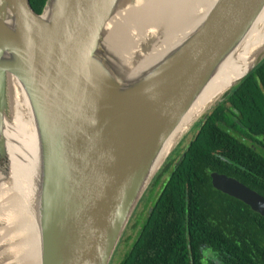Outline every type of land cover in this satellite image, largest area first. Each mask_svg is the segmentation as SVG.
Masks as SVG:
<instances>
[{
  "label": "water",
  "instance_id": "95a60500",
  "mask_svg": "<svg viewBox=\"0 0 264 264\" xmlns=\"http://www.w3.org/2000/svg\"><path fill=\"white\" fill-rule=\"evenodd\" d=\"M128 3L45 0L36 15L27 0H0V183L14 78L35 133L39 264H109L181 136L264 60V52L255 56L155 171L166 142L244 39L264 0H215L185 36L135 72L122 66L107 40L111 20ZM210 185L264 219L262 197L223 175L211 174ZM5 221L0 214L1 228Z\"/></svg>",
  "mask_w": 264,
  "mask_h": 264
},
{
  "label": "trees",
  "instance_id": "16d2710c",
  "mask_svg": "<svg viewBox=\"0 0 264 264\" xmlns=\"http://www.w3.org/2000/svg\"><path fill=\"white\" fill-rule=\"evenodd\" d=\"M27 1L38 15L45 0ZM227 108L252 141L261 139L263 153L225 131H241ZM183 153L118 264H264V219L214 191L208 176L225 174L264 199V60L212 109Z\"/></svg>",
  "mask_w": 264,
  "mask_h": 264
},
{
  "label": "bare ground",
  "instance_id": "6f19581e",
  "mask_svg": "<svg viewBox=\"0 0 264 264\" xmlns=\"http://www.w3.org/2000/svg\"><path fill=\"white\" fill-rule=\"evenodd\" d=\"M118 11L108 29V41L122 66L135 72L158 58L201 20L215 0H132ZM264 52V6L250 30L227 57L166 142L155 168L180 135L248 69ZM10 114L3 136L7 170L0 183L6 219L0 223V259L4 264H39L34 221L37 188V153L31 113L18 82L9 79ZM154 171V172H155Z\"/></svg>",
  "mask_w": 264,
  "mask_h": 264
},
{
  "label": "rangeland",
  "instance_id": "374dc122",
  "mask_svg": "<svg viewBox=\"0 0 264 264\" xmlns=\"http://www.w3.org/2000/svg\"><path fill=\"white\" fill-rule=\"evenodd\" d=\"M132 3H133V1L129 0L128 4H132ZM206 112L210 113L211 111L209 112V110H205L202 114H205ZM195 124H196V121L192 124V127L181 136V139L179 140V144L177 143L176 146H174L172 152L175 150L176 153L179 154V152L183 149V147L186 145V143L194 135ZM173 158L175 159L176 156L173 155ZM161 168L162 167H160V169ZM160 169L158 170V172L160 171ZM157 173H156V175H157ZM161 180H163V178ZM159 187L160 186L154 182L143 193L142 197L140 198L136 208L134 209L132 216H131V218H130V220H129V222H128V224H127V226H126V228H125V230H124V232L120 238V241H119V243H118V245L114 251V254H113L109 264H118L120 262V260L123 258L124 254L129 250L133 240L135 239V236L137 235V233L140 229V225H141L142 221L145 219V217L149 211L150 205L152 204L153 200L157 196V193L160 189ZM3 207H4V205H3V202L1 201L0 214L4 217Z\"/></svg>",
  "mask_w": 264,
  "mask_h": 264
},
{
  "label": "flooded vegetation",
  "instance_id": "af4514ba",
  "mask_svg": "<svg viewBox=\"0 0 264 264\" xmlns=\"http://www.w3.org/2000/svg\"><path fill=\"white\" fill-rule=\"evenodd\" d=\"M224 111H225V113L229 116V118L230 119H232V121L234 122V124H235V126H237V127H239L240 129H241V131H238V130H236L234 127H227L226 128V132L227 133H229L231 136H234V137H236V138H238L239 139V141L240 142H242L245 146H248L249 147V149H251V150H253V151H255V153H261L262 152V147L260 146L261 145V139H259V138H256V140L255 141H252V139H250V137H248V134H246V132L244 133V131H243V128L238 124V122L237 121H235L234 120V117H232V115H231V113L233 112V111H231V109L230 108H227V109H224ZM234 113V112H233ZM201 126V125H200ZM199 127V126H198ZM198 127L197 128H195L194 127V130H195V133H194V135L192 136V138L186 143V145L183 147V149L179 152V154H177L176 153V151L174 150L172 153H170V156H168L167 157V159L165 160V162H164V164L161 166L162 168L160 169V171L157 173L158 175H156L157 177L155 178V179H153L152 181H151V183H150V185L152 184V183H157L160 187V189H159V191H158V193H157V196H158V194H159V192H160V190H161V188H162V185H163V183H165L166 182V179L168 178V175H169V173H171V171H172V169H174L175 167H177L178 166V164L180 163H177L178 162V160L181 158H183L184 157V151H185V148L189 145V143L196 137V135H197V133H198ZM252 142H254L255 143V146H252L251 144H252ZM263 153V152H262ZM173 155L174 156H176V158L174 159L173 158ZM181 159H180V161H181ZM211 174H217V175H223V176H225V177H228V178H230V179H232V180H234V181H236L237 183H239L240 185H242V183H240L238 180H236V179H234V178H231V177H229V176H226L225 174H218V173H215V172H211V173H209L208 174V176H209V181H210V175ZM163 178V180H161ZM149 185V186H150ZM148 186V187H149ZM211 186V185H210ZM242 186H244V185H242ZM245 187V186H244ZM212 188V187H211ZM213 189V188H212ZM248 189V188H247ZM214 190V189H213ZM215 191V190H214ZM250 191H252V190H250ZM217 192V191H216ZM252 192H254V191H252ZM255 193V192H254ZM256 194V193H255ZM258 195V194H257ZM157 196L155 197V199L157 198ZM225 196V195H224ZM227 197V196H226ZM228 198H230V197H228ZM154 199V200H155ZM230 199H232V198H230ZM154 200H153V202H154ZM232 200H234V199H232ZM235 201H237V200H235ZM153 202H152V204H153ZM237 202H239V201H237ZM151 204V205H152ZM242 204V203H241ZM151 205H150V207H151ZM245 206V205H244ZM149 211H150V208H149ZM149 211H148V213H149ZM148 213H147V215H148ZM147 215H146V217H147ZM146 217H145V219H146ZM144 219V220H145ZM143 220V221H144ZM143 221H142V223H143ZM141 223V224H142ZM141 226V225H140ZM139 232V231H138ZM136 237H137V235L135 236V239H136ZM134 239V240H135ZM134 240H133V242H134ZM132 242V243H133Z\"/></svg>",
  "mask_w": 264,
  "mask_h": 264
}]
</instances>
